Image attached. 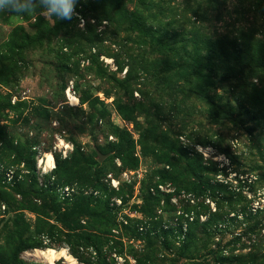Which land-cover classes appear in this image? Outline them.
Masks as SVG:
<instances>
[{"label": "rangeland", "instance_id": "374dc122", "mask_svg": "<svg viewBox=\"0 0 264 264\" xmlns=\"http://www.w3.org/2000/svg\"><path fill=\"white\" fill-rule=\"evenodd\" d=\"M96 1L77 3L84 24L41 10L0 12V264H49L41 255L49 249L73 260L56 264H220L211 251L256 222L262 236L243 239L235 254L264 252V0H122L140 31L116 6L90 11ZM51 153L55 168L44 176L78 187L69 204L40 183ZM208 163L223 187L205 196L189 187ZM85 197H93L88 211ZM114 197L122 205L112 214ZM230 200L247 204L250 221H229L207 238L200 225L227 219ZM64 216L91 239L72 238L75 249L83 245L77 255ZM21 241L42 246L17 254Z\"/></svg>", "mask_w": 264, "mask_h": 264}, {"label": "trees", "instance_id": "16d2710c", "mask_svg": "<svg viewBox=\"0 0 264 264\" xmlns=\"http://www.w3.org/2000/svg\"><path fill=\"white\" fill-rule=\"evenodd\" d=\"M121 2H122V0H97L95 3L90 4L89 9L91 11V9L92 10H95L96 8L101 9V7H103V6H106V7L107 6H109V7L116 6L118 9L122 10V14L126 17V19L129 20L131 28L135 31H140L141 30L140 20L138 19L137 15L134 12L124 11L122 9ZM258 6L260 7L261 10H263L264 3L261 1ZM53 30L58 31V29L56 27H54ZM147 36H149L152 39H155L154 32H152L151 28L147 29ZM30 44H32V43H30ZM235 48H236L235 51H237V53H236L237 56L240 57L243 53V45L240 44V40L237 42ZM222 54L224 56H226L228 53L223 52ZM83 103H85V101H83ZM128 144H129L128 147L125 148L126 150H130V147L132 145L130 141H128ZM131 151H132V149H131ZM124 152H125V150L124 151L122 150L119 153H117L116 156L122 157ZM77 153H78V155H80V157L82 158L83 161L87 162L88 165H90V162L87 159H85L83 157V155L80 154L79 151ZM196 158L202 159V157H196ZM192 159H195V158H192ZM64 162H66V161H62V160L58 159V161H57V169L58 170H60L64 166ZM208 164L202 165L204 168V171H205L204 176L200 180L194 182L192 184V186L189 187V190H191L195 193H198L200 195L202 194V195L207 196L208 194H211L212 192H215L216 190L218 191L219 190L218 188L223 187V184H221V183H219V181H215V179H213V176L214 177L217 176L220 169L214 163H210L209 165ZM163 177L169 178L167 176V172H166L165 176H163ZM65 184H72V183H65ZM47 190L53 191L55 196H56V199L59 201L58 196L53 189L49 188ZM38 196H46V194L44 193V190L43 191L41 190V192L38 193ZM85 198H87V199L85 200V204L83 205V208L85 211H88L89 206L87 203H88V201L90 202L91 198H93V197H85ZM239 201L230 200V202H228L227 206L230 209L226 214L227 219H224L225 216H223L221 214H216V216L214 218H210L209 220H207L206 222H204L203 224L200 225L203 234L207 238H213V237H215V235L217 233L225 231L226 228H228L227 226H228L229 221L234 222V221L239 220V219H242L245 222L250 221V217L253 216L252 213H249L247 211V208H248L247 204L245 205L242 202H240V204H243V205H237L236 203ZM67 203L69 204V202H67ZM59 204H60L59 207L63 208V205H61L62 203L59 202ZM218 207H219L218 212L219 211L221 212L222 207L221 206H218ZM67 209L70 212H76L78 208L77 207L71 208L68 206V207H66L64 212H66ZM58 210L59 209H57V211ZM108 210L112 214L115 213L114 209L111 208L110 206H108ZM230 214H233V217L231 218V220L228 219V216ZM62 221H65L67 226H68L69 233H66V236H67L66 240L69 244L70 250L73 254L77 255V253L80 250V247L83 245L79 244L80 246H77L78 249H75L73 246L72 238H77L78 243H84L85 245L89 244L91 239L88 235H82L81 233H77V235H75V233L77 231H79L80 228L76 223L68 222L67 217H65V216L62 217ZM262 230H263V224L261 222L260 223L256 222V223L247 225V226H245V228L243 229L241 234H235L234 235V238H233L234 243H231L232 242L231 241V242H229V244H227V243L224 245L218 244L217 249L211 251V253L214 254L215 257H217L216 260L219 261L220 264H226V262L230 261L231 259L233 261H235V264H264V252H260V251H263V249L259 250L258 252L256 251L252 256H249V259H245V256H243V255L237 256L235 254L237 243L242 242L244 240H246L244 242L255 240L254 236H256V237L259 235L262 236ZM45 236L47 237V235H45ZM43 239H44V236H43ZM256 241H257V239H256ZM244 244H245V246L243 248H247L249 246L246 243H244ZM229 245H232V246L229 247ZM41 246H42L41 242L29 243L26 241H21L20 245L17 248V254L22 253L24 251H27L31 248H38ZM253 247H255V249L256 248L260 249L259 247H256V244H254ZM139 264H142L141 260L139 261Z\"/></svg>", "mask_w": 264, "mask_h": 264}, {"label": "built area", "instance_id": "2783aa9c", "mask_svg": "<svg viewBox=\"0 0 264 264\" xmlns=\"http://www.w3.org/2000/svg\"><path fill=\"white\" fill-rule=\"evenodd\" d=\"M77 13H78L77 18L80 20V22L82 24H84L85 20L79 14V12H77ZM75 94L76 93H75V91H73V87H69L68 91H67V96H68V98L71 101H73V99H76ZM180 141H181V143L183 144L184 147H187L189 144H191V143H189V140L185 136H181L180 137ZM194 149H196L197 152L201 153L204 156V158H206V159L211 158V156H212V154H208L209 152L207 150H205L200 144H194ZM51 156L54 159V156H53L52 153H51ZM212 158L214 160H217V161L219 160L218 162L220 163V166H224V165L229 166V164H230L229 158H227L225 155H223L222 157H217L216 155H213ZM40 161H43V160H40ZM46 162H47V159H46ZM43 164L44 163L40 164V166H42ZM46 167H47V164H46ZM54 168H55V166H54ZM54 168H50L49 167V170H47V168H43V171H42L43 173H42V175L40 177L41 185L44 186V188H46V189H49V188L53 189L56 192L57 196H59V198L61 199L62 202H71V201H73L75 199V197L79 193L78 187H76L74 185H58L56 183L55 177L53 175L50 176L49 179H46V177L44 176V174H47L49 171H52ZM7 176H8L9 180H11L13 178V174L12 173L7 174ZM109 178L111 180V185L114 188H118L119 187V182L116 181V179L113 178L112 176H110ZM91 194L97 195L98 192L97 191H91ZM121 205H122L121 199L115 198V197L111 199V207L112 208L117 210ZM44 240H45V243L50 241V239L48 237H46V236H44ZM82 250H83V248H82ZM90 251L95 253L92 248H90ZM119 259L121 260V258H119Z\"/></svg>", "mask_w": 264, "mask_h": 264}, {"label": "clouds", "instance_id": "9594fccd", "mask_svg": "<svg viewBox=\"0 0 264 264\" xmlns=\"http://www.w3.org/2000/svg\"><path fill=\"white\" fill-rule=\"evenodd\" d=\"M79 0H0V12L10 13L16 18L46 11L52 18L71 21L78 16L76 5ZM259 193L264 195V189Z\"/></svg>", "mask_w": 264, "mask_h": 264}, {"label": "bare ground", "instance_id": "6f19581e", "mask_svg": "<svg viewBox=\"0 0 264 264\" xmlns=\"http://www.w3.org/2000/svg\"><path fill=\"white\" fill-rule=\"evenodd\" d=\"M53 161H54L53 157L51 155H47V166L54 168ZM42 163L44 162L41 161V164ZM41 255L44 257L45 260L49 262V264H56L57 263L56 261L61 258H65L67 261H71V262L73 261L71 260V257L66 253L65 250H61L60 252H57L54 249H49L47 251L41 252Z\"/></svg>", "mask_w": 264, "mask_h": 264}]
</instances>
